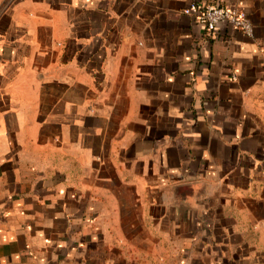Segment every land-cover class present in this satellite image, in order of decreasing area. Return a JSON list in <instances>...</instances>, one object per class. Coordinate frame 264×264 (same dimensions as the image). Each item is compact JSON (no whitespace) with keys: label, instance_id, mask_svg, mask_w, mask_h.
<instances>
[{"label":"crops","instance_id":"1","mask_svg":"<svg viewBox=\"0 0 264 264\" xmlns=\"http://www.w3.org/2000/svg\"><path fill=\"white\" fill-rule=\"evenodd\" d=\"M0 264H264V0H0Z\"/></svg>","mask_w":264,"mask_h":264},{"label":"built area","instance_id":"2","mask_svg":"<svg viewBox=\"0 0 264 264\" xmlns=\"http://www.w3.org/2000/svg\"><path fill=\"white\" fill-rule=\"evenodd\" d=\"M185 12L200 21L207 31H212L220 23H227L231 27L245 34L252 33V24L243 10L225 7L219 4H191Z\"/></svg>","mask_w":264,"mask_h":264}]
</instances>
